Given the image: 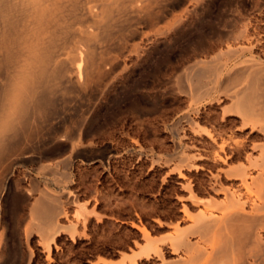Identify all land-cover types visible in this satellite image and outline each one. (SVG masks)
Segmentation results:
<instances>
[{
  "label": "rangeland",
  "instance_id": "1",
  "mask_svg": "<svg viewBox=\"0 0 264 264\" xmlns=\"http://www.w3.org/2000/svg\"><path fill=\"white\" fill-rule=\"evenodd\" d=\"M201 1L189 0L186 6L173 8L172 15H182V22L173 23L171 15L159 23L161 33L146 30L150 35L141 40V53L125 58V72H120L112 90L99 99L97 114L94 112L87 127L91 132L82 147H74L71 141L49 147L48 134L59 136L63 131L64 135L65 130L43 129L39 132L42 137L38 133L41 138L28 137L18 154H13L22 158L20 162H15L12 155L4 163H10L8 169L0 164V264L221 261L222 253H206L196 260L193 255L202 248L211 250L210 244L219 235L217 228L204 237L189 233V239L196 241L192 252L173 246V239L179 230L192 229L195 215L205 204L224 200L223 192H215L219 186L211 174L221 172L218 177L224 187L243 190L240 178L235 174L230 177L225 171L249 166L247 153L254 157L259 154L257 148L253 150V143L264 142L258 129L263 122L255 120L243 127L241 115L233 111L236 100L229 96L247 85L248 78L231 81L227 69L242 53L249 55L243 49L248 44L240 38L247 26L249 34H257L260 39L254 53L264 64V0ZM203 67L210 69L205 68L206 73L197 80L196 74ZM217 67L221 68L219 74L215 73ZM187 110L201 129L196 145L204 152L214 147L207 145L204 133L213 127L224 135L232 133L238 140H246L245 150L227 163L213 165L211 160H196L204 169L184 167L181 177L177 167L181 154L175 151L172 131L187 126L185 121L175 125ZM76 117L66 123L68 129L76 128ZM252 124H256L254 128ZM37 150H45V155L34 161L27 158ZM65 159L72 160L70 178L65 177ZM188 183L198 203L188 197ZM56 197L59 202L52 199ZM48 201L57 208L52 215L43 209L51 204ZM53 230H57L54 235ZM148 244L156 251L143 254Z\"/></svg>",
  "mask_w": 264,
  "mask_h": 264
},
{
  "label": "bare ground",
  "instance_id": "2",
  "mask_svg": "<svg viewBox=\"0 0 264 264\" xmlns=\"http://www.w3.org/2000/svg\"><path fill=\"white\" fill-rule=\"evenodd\" d=\"M188 1L0 0V164L4 165L2 167H8L10 163L6 165L4 163L20 150L28 137L32 139L36 135L38 138V133L43 129L52 130L51 128L57 127L65 130L64 135L63 131L62 135L57 131L59 136L46 132L49 136L46 145L49 147L56 146L55 144L62 143L61 141L65 143L71 141L74 147H82L91 132L87 127L94 118L98 101L101 96L108 93L120 72L127 66L125 58L142 50L140 42L144 36L150 35V31L162 32L159 23L171 17L174 7L186 6L184 3ZM181 16L179 14L174 16L172 22L178 23L182 20ZM247 27L241 30L240 38L248 44H244L243 49L248 51L249 55L242 53L234 65L228 64L227 69L231 81H239L245 77L248 78V84L229 96L236 100L234 103L237 106L233 111L241 115L243 127L255 120L262 121L258 129L264 135V64L254 53L260 39L257 38V34H249ZM147 29L150 31H146ZM205 68L207 69L203 67L201 68L203 70L197 72V80H200L203 73L209 71L211 67L207 70ZM220 69L215 68V73L219 74ZM232 113L230 110V114ZM73 116H77L78 125L75 124L77 126L75 128L74 125L72 130L66 127V123H71ZM182 121H185L187 126L178 127ZM175 125L177 127L172 131L175 139L173 144L175 151L181 154L178 159L179 165L176 164L181 177L184 176L182 173L184 167L204 169L196 160H211L213 165L227 163L233 155H239L247 146L246 140H238L232 133L224 135L222 130L218 131L213 127L206 129L204 133L207 145L214 147L212 151L204 152V149L196 145L198 140L196 138L201 134V129L188 110L179 117ZM252 125L254 128L256 124ZM40 135L42 137L44 134ZM252 148L253 150L257 148L259 154L254 157L253 154L247 153L249 166L235 167L236 169L229 167L225 171L230 177L235 174L236 178H240L243 190L224 187L218 177L221 172L211 174L215 178L213 182L219 186L215 187V192L217 194L223 192L224 200L216 202L215 199L214 204H205L200 213L195 215L192 229L179 230L174 237L173 246L178 248L181 246L187 252H192L196 241L189 239V233H198L204 237L211 233L213 228L218 229L219 235L217 234V241L210 244L211 250L202 248L197 255L193 254L194 260L196 256L201 258L206 253L210 255L222 253L221 261L218 259L219 263L211 264H264V142L253 143ZM34 152L27 158L32 161L39 160L46 151ZM107 153L111 154V149ZM18 157H14L15 162L22 159ZM105 158L104 155L103 159L106 160ZM65 161L67 162L65 177L68 178L72 160ZM106 162L109 167V159ZM252 170L255 172H251ZM7 179L8 177L4 179L2 185H6ZM190 185L186 186L189 188L188 197L198 203ZM49 197L51 198L50 195ZM57 198L52 199L59 202ZM48 202L46 204L51 203L46 205L48 209H43L52 215L53 208L56 207H53L51 201ZM56 232L57 230L53 235ZM151 245L148 244L143 254L149 253V250L156 251L150 247ZM158 251L160 255L161 252Z\"/></svg>",
  "mask_w": 264,
  "mask_h": 264
}]
</instances>
